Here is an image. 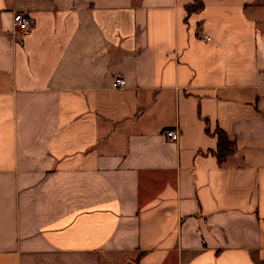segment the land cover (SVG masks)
<instances>
[{
    "label": "crops",
    "instance_id": "1",
    "mask_svg": "<svg viewBox=\"0 0 264 264\" xmlns=\"http://www.w3.org/2000/svg\"><path fill=\"white\" fill-rule=\"evenodd\" d=\"M128 262L264 264V0H0V264Z\"/></svg>",
    "mask_w": 264,
    "mask_h": 264
},
{
    "label": "built area",
    "instance_id": "2",
    "mask_svg": "<svg viewBox=\"0 0 264 264\" xmlns=\"http://www.w3.org/2000/svg\"><path fill=\"white\" fill-rule=\"evenodd\" d=\"M14 26L16 30L19 31L22 35L28 34L32 28L33 21L31 17L24 12H16L14 14ZM114 84L119 87L126 86V80L123 77H116L114 80ZM168 139L172 141H177L180 137V133L176 129H168L165 131Z\"/></svg>",
    "mask_w": 264,
    "mask_h": 264
},
{
    "label": "trees",
    "instance_id": "3",
    "mask_svg": "<svg viewBox=\"0 0 264 264\" xmlns=\"http://www.w3.org/2000/svg\"><path fill=\"white\" fill-rule=\"evenodd\" d=\"M201 8V4L197 6H190L188 7V10L191 11H197ZM215 134L218 137V147L217 151L215 152V155L218 158V161L220 163L224 162L226 158L231 155L235 150V143L234 141L230 140L226 133L218 128L215 132Z\"/></svg>",
    "mask_w": 264,
    "mask_h": 264
},
{
    "label": "water",
    "instance_id": "4",
    "mask_svg": "<svg viewBox=\"0 0 264 264\" xmlns=\"http://www.w3.org/2000/svg\"><path fill=\"white\" fill-rule=\"evenodd\" d=\"M126 264H133V263H131V262H128V263H126Z\"/></svg>",
    "mask_w": 264,
    "mask_h": 264
}]
</instances>
